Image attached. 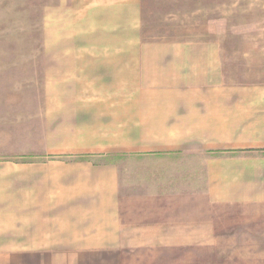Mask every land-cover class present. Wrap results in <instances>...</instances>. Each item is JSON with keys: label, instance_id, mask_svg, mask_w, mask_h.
Masks as SVG:
<instances>
[{"label": "crops", "instance_id": "crops-1", "mask_svg": "<svg viewBox=\"0 0 264 264\" xmlns=\"http://www.w3.org/2000/svg\"><path fill=\"white\" fill-rule=\"evenodd\" d=\"M142 15L49 7L41 84L0 102V264L194 253L262 223L264 84L232 83L214 41L145 38Z\"/></svg>", "mask_w": 264, "mask_h": 264}, {"label": "rangeland", "instance_id": "rangeland-1", "mask_svg": "<svg viewBox=\"0 0 264 264\" xmlns=\"http://www.w3.org/2000/svg\"><path fill=\"white\" fill-rule=\"evenodd\" d=\"M56 1L0 0V102L25 101L41 84L33 59L50 52L47 15ZM143 10L145 38L214 41L232 83L264 84V0H143ZM220 233L234 236L209 244L201 238L194 253L190 247L126 251L121 264H264V214L248 233L241 227Z\"/></svg>", "mask_w": 264, "mask_h": 264}]
</instances>
